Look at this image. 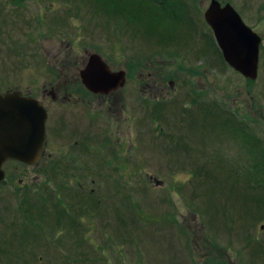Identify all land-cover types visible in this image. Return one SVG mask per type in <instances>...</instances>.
Instances as JSON below:
<instances>
[{
	"label": "rangeland",
	"instance_id": "rangeland-1",
	"mask_svg": "<svg viewBox=\"0 0 264 264\" xmlns=\"http://www.w3.org/2000/svg\"><path fill=\"white\" fill-rule=\"evenodd\" d=\"M215 1L261 38L254 82L224 63L203 19L211 0H0V90L39 91L64 61L63 74L77 75L73 63L97 54L118 72L133 65L139 106L149 73L173 77L177 92L160 118L128 112L125 91L123 106L117 95L86 105L96 169L55 180L66 227L53 240L16 237L19 225L47 219L46 195L23 223L5 190L0 264H264V0Z\"/></svg>",
	"mask_w": 264,
	"mask_h": 264
},
{
	"label": "flooded vegetation",
	"instance_id": "flooded-vegetation-1",
	"mask_svg": "<svg viewBox=\"0 0 264 264\" xmlns=\"http://www.w3.org/2000/svg\"><path fill=\"white\" fill-rule=\"evenodd\" d=\"M88 58L85 64L80 62L77 65V61L73 63L77 69V75L63 74L66 70V63H70V61H64V66L60 69V76H49L48 84L43 85V89L39 91L32 88L19 87L0 90V96L2 97L18 93L23 100L35 101L38 107L42 108L46 114L42 143L39 145L40 138L38 134L30 131L32 129L31 125H17V127H25L26 130L25 132H18L15 135V142L20 150V156L17 159L6 160L1 166L4 179L0 182V197L8 189L16 199H19L21 204L16 205L15 214L22 216L21 222L24 223L26 221L27 223V217L31 216L30 211L33 208V206H30L31 200L34 204V201L39 200L38 196L42 198L43 195H46L45 217L47 219L44 221L41 219L37 223L29 219L30 224L28 226H18L19 233L16 234V237L21 236L22 238L29 232L33 234L35 241L38 239L53 240L54 232H58L56 229L60 231L61 228L66 227L65 221L67 220L65 218L69 214L65 208V211L61 210L62 220L52 219L58 213L51 201L55 180L66 179L67 181H76L86 179L89 176L84 173L87 163H93L90 166L96 169V162L85 155L86 147L95 148L99 143L97 131L92 124L94 119L91 115H87L86 105L90 106L94 104V99L99 100L117 95V102L119 101L123 106L125 91L127 111L132 113L134 106H139L138 103L136 104L138 90L134 86L133 76L135 69H133V65L124 72L125 82L121 89H117L108 95L94 94L85 88L80 78V72L86 67ZM149 67H152L153 70L154 68L159 69L154 74L160 75L161 69L159 67L155 65ZM109 69L112 72H118L112 70L110 67ZM147 76V79L152 78V83L151 87L147 83L141 86V94L147 99L143 100L142 106H139V108L148 110L147 113H149L151 118H160L163 116V113H171L177 107V103H175L176 98L173 96L177 93L176 82L173 80V77L158 78V81L155 82L153 75L149 73ZM85 118L89 120H85ZM82 121H87V124L82 125ZM65 129L68 132H66V140L63 142L67 148L60 157H56L54 144L59 142L58 138L63 135L62 133H64ZM39 206L43 207V204ZM61 207L63 208L62 205ZM4 211L5 206L0 204V250L4 243V222H1ZM41 211L43 212V210ZM49 222H51V225L48 224ZM26 227L28 231L25 230ZM262 227H264V224L259 227L260 230Z\"/></svg>",
	"mask_w": 264,
	"mask_h": 264
},
{
	"label": "water",
	"instance_id": "water-1",
	"mask_svg": "<svg viewBox=\"0 0 264 264\" xmlns=\"http://www.w3.org/2000/svg\"><path fill=\"white\" fill-rule=\"evenodd\" d=\"M203 17L227 66L245 80L255 81L260 37L243 23L229 4L222 6L211 0ZM124 76L123 72H111L95 54L89 57L86 67L80 72L85 88L89 92L101 95H108L121 88L125 82ZM45 121V111L38 107L35 101L23 100L18 93L0 96V182L4 179L2 164L8 159H17L20 156L15 135L26 130L25 127L17 125H31L32 129L29 130L38 134L40 145Z\"/></svg>",
	"mask_w": 264,
	"mask_h": 264
},
{
	"label": "trees",
	"instance_id": "trees-1",
	"mask_svg": "<svg viewBox=\"0 0 264 264\" xmlns=\"http://www.w3.org/2000/svg\"><path fill=\"white\" fill-rule=\"evenodd\" d=\"M62 209L65 211L64 207ZM55 217H56V220H58V221L63 219V216L61 214H58V213L55 215Z\"/></svg>",
	"mask_w": 264,
	"mask_h": 264
}]
</instances>
